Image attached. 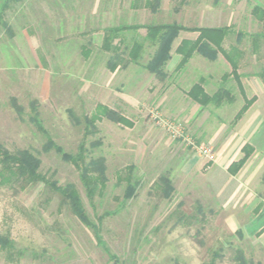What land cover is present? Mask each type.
I'll use <instances>...</instances> for the list:
<instances>
[{
  "label": "rangeland",
  "instance_id": "obj_1",
  "mask_svg": "<svg viewBox=\"0 0 264 264\" xmlns=\"http://www.w3.org/2000/svg\"><path fill=\"white\" fill-rule=\"evenodd\" d=\"M144 2L21 0L5 12L6 25L0 26V147L29 150L41 160L47 182L26 189L0 185V235H8L16 247L13 259L0 249V264H238L239 251L252 264H264V237L233 229L231 218L240 214L223 208L205 181L210 159L244 104L234 77L223 81V74L231 72L227 60L222 54L214 62L195 54L185 68L176 70L179 57L173 52L168 76L160 80L144 68L157 48L145 39L146 28L120 33L117 39L123 40L121 54L127 61L115 71L108 67L113 53L102 48L106 27L174 22L231 27L224 48L232 50L238 62L247 96L257 94L262 102L264 85L258 74L264 67V18L258 13L264 11V0H161L157 13ZM256 34L263 37L254 50ZM28 35L35 40L30 42ZM196 36L182 32L173 48L181 39ZM135 40L144 43L139 64L127 58L126 47ZM85 50L88 57L83 56ZM201 77L213 91L230 89L235 101L219 111L214 106L193 110L188 119L175 114L178 107L171 112L180 105L178 91L163 104L168 88L188 89ZM33 101L38 102L47 134L30 119ZM98 103L129 123L103 118L96 123V133L85 137L84 118ZM49 137L70 154L84 143L86 162L102 157L105 187L89 197L80 169L54 149H45ZM190 142L210 154L199 153ZM190 158H199V163L190 165ZM161 176L175 188L168 198L162 193ZM48 182L75 186L110 254ZM131 182L138 184L136 195L125 201ZM263 223L264 218L254 225Z\"/></svg>",
  "mask_w": 264,
  "mask_h": 264
},
{
  "label": "trees",
  "instance_id": "obj_2",
  "mask_svg": "<svg viewBox=\"0 0 264 264\" xmlns=\"http://www.w3.org/2000/svg\"><path fill=\"white\" fill-rule=\"evenodd\" d=\"M0 26L6 25L4 20V14L9 10L13 4L20 2L21 0H0ZM144 0H134V6H140ZM144 7L149 8L153 13H157L160 6L161 0H145L142 4ZM260 19L264 18V11L258 13ZM141 28L147 29V35L145 39L151 43L152 46L157 47L152 58L144 65V68L150 73H153L160 80H165L167 78L166 66L171 60V51L173 49L174 42L180 36L181 32H191L197 33L198 36L195 39H183L176 52L180 55V60L176 66V70H180L186 67L189 61L194 57L195 54H200L204 58L215 61L219 54L227 60L231 67V72L224 73L222 78L226 81L230 76H233L236 80L239 88L243 91L241 83V74L238 72V62L234 60L230 54L231 51H226L224 49V42L227 36L231 33V27H188L179 23H164L157 25H123L118 27H109L104 31V39L102 48L107 52H112L113 55L110 57L109 69L115 71L117 68L121 67L127 60L125 56L121 53L123 40L119 39L117 43L115 39L120 37V33L127 30H139ZM238 39H241L243 33L239 32ZM263 35L256 34L252 36L253 38V48L254 50L259 49V40ZM234 49V48H233ZM128 61L134 62L136 64L140 63L141 55L144 50V43L142 41L135 40L131 46L126 47ZM83 51V56L88 57L89 52ZM125 52V51H124ZM258 76L261 78L264 85V67L259 72ZM189 97L195 102L199 103L201 106H207L213 104L215 106H221L224 103H233L236 99L235 95L230 89L220 88L217 89L212 96H206L202 89V83L196 82L191 87L188 92ZM257 96L252 97L244 96V105L236 113L233 118L232 125H235L245 114V112L250 108V106L256 101ZM14 104L20 113L21 107ZM37 101L31 103L34 115L30 119L35 123L36 127L44 134H47L43 124L39 119V112L37 110ZM103 118L110 119L115 122H125L129 123L128 119L122 116L119 112L109 109L104 104H97L95 112L90 116L84 118L85 121V137L90 134L96 133V123L101 121ZM45 149H54L58 154L61 155L62 159L66 162L72 163L76 168L80 169V179L86 188L87 195L92 197V195L101 191L107 181L106 177V164L105 160L100 157L98 159H91L86 162V152L87 148L84 143H82L76 154H70L66 152L61 146L57 145L53 139L50 137L47 140ZM244 155L241 159L233 162L229 167V172L231 174H237L239 170L244 166L247 160L250 158L254 149L248 144L243 148ZM41 160L36 157L29 150H18L15 152H10L0 147V185L5 187H17L21 189H26L28 186L36 184L38 182H47L45 177L40 172ZM160 186H162V193L165 197H170L174 192L175 188L172 185L171 180L166 176H161L159 178ZM264 180V175H263ZM48 184L59 191L63 198L68 202L71 211L78 218V220L86 227L90 228L97 240V243L103 246L104 250L110 254V250L106 247L102 236L99 224L93 222L86 212L83 205L82 198L78 193L77 189L73 184H68L64 187L57 186L56 182H48ZM138 184L137 182H131L127 186L126 193L124 195V200L128 201L136 195ZM103 218H99L102 222ZM15 243L8 235H0V249L8 253V255L13 259V254L15 250ZM18 255H22V251H18ZM114 258V255H111ZM238 264H252L249 262L242 251H239L235 256Z\"/></svg>",
  "mask_w": 264,
  "mask_h": 264
},
{
  "label": "crops",
  "instance_id": "obj_3",
  "mask_svg": "<svg viewBox=\"0 0 264 264\" xmlns=\"http://www.w3.org/2000/svg\"><path fill=\"white\" fill-rule=\"evenodd\" d=\"M183 39L179 41L178 45ZM28 40L31 42V40L34 41L35 39H33V35H28ZM118 41L119 40L116 39L114 43H117ZM176 48L172 49L171 55L173 52L176 54V56L178 55ZM178 57L180 60V55H178ZM172 58L173 57H171V59ZM47 62L48 60L46 58V63ZM199 81L202 83V89L206 96H212L213 93L216 92L208 87L207 82H205L202 77L199 78L198 82ZM241 83L243 91L240 90L239 86L238 88L244 99V96L247 97V85L242 80V76ZM191 87L188 89L168 88L164 94L163 104L166 105L168 97L171 95L176 96V91H178L180 105H176V107H171L170 109L172 113H175L178 107L179 111L175 114L184 116L185 119L190 117L193 110H197L198 113L202 108L214 106V110L219 111L223 106H225L226 103L221 106H215L213 104L201 106L199 103L195 102L189 97L188 92L190 91ZM255 95L257 96L256 101L245 112L242 118L235 125H233V128L228 132V135L222 138L217 153L214 154L212 159H210V167L208 168V173L205 175L207 176L205 181L207 183V187L212 190L214 196L220 200L223 208H235V211H238L240 214L239 216L235 215L231 218V226L233 229L243 228L245 232L249 233L250 235L264 237V223L259 228H256L254 225L256 221L264 218V133L261 134L262 132H260V127L264 125V100H262V102L261 100L259 101L258 95ZM183 102L192 108L190 112L189 107H185L181 104ZM260 103H262V105L259 106V109H255L254 107ZM197 113L195 114L197 115ZM252 113H255L254 117H249L247 119V117ZM247 144L254 149V152L237 174H231L229 172L230 165L243 157V148ZM199 160V158H190L189 164L197 165ZM202 168H205V165H203ZM190 172L191 170L187 172V175ZM248 215H252L251 218L248 217Z\"/></svg>",
  "mask_w": 264,
  "mask_h": 264
},
{
  "label": "built area",
  "instance_id": "obj_4",
  "mask_svg": "<svg viewBox=\"0 0 264 264\" xmlns=\"http://www.w3.org/2000/svg\"><path fill=\"white\" fill-rule=\"evenodd\" d=\"M190 145H192V146H193V149H195L196 151H198V152L201 153V154L209 155L210 152H211L209 149L204 148V147H202V146H198V145H196V144L193 143V142H190Z\"/></svg>",
  "mask_w": 264,
  "mask_h": 264
}]
</instances>
